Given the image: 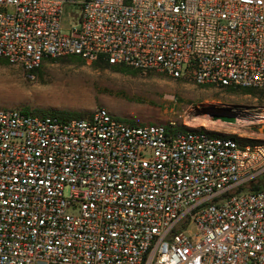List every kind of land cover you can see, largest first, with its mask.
<instances>
[{"label": "built area", "instance_id": "obj_1", "mask_svg": "<svg viewBox=\"0 0 264 264\" xmlns=\"http://www.w3.org/2000/svg\"><path fill=\"white\" fill-rule=\"evenodd\" d=\"M67 56L264 90V0H0L1 58L34 78ZM244 136L0 108V264H264Z\"/></svg>", "mask_w": 264, "mask_h": 264}, {"label": "rangeland", "instance_id": "obj_2", "mask_svg": "<svg viewBox=\"0 0 264 264\" xmlns=\"http://www.w3.org/2000/svg\"><path fill=\"white\" fill-rule=\"evenodd\" d=\"M70 11L77 12L76 7L64 10L61 19L64 34L79 25ZM12 107L39 113L63 112L66 117L84 116L96 107H105L128 123L173 122L179 129L202 127L221 135L233 130L226 124L212 126L219 119H214L213 113L262 115L264 90L227 91L215 85H199L192 79H174L158 71L123 72L69 57L43 60L34 78H30L20 65L2 60L0 108ZM244 125L236 132L250 140L264 138V124L256 120ZM64 193L68 194L67 188Z\"/></svg>", "mask_w": 264, "mask_h": 264}, {"label": "trees", "instance_id": "obj_3", "mask_svg": "<svg viewBox=\"0 0 264 264\" xmlns=\"http://www.w3.org/2000/svg\"><path fill=\"white\" fill-rule=\"evenodd\" d=\"M69 57L71 60H77V61H81L83 62L84 60L79 57V56H67ZM64 58V57H62ZM5 61L7 62L6 59H3L0 57V61ZM93 64L99 68H109V69H112V70H118V71H132V72H139L138 69H135V68H132V67H129V66H126V65H122V64H110L106 59L100 57L98 58L97 60L93 61ZM37 71L34 70L33 73L35 74V72ZM225 88V90L227 91H242L244 93H255V88H250V87H223ZM25 109V108H24ZM25 110H28V109H25ZM40 113H45V114H54V115H58L61 119H69V118H73V117H66L65 115H63L64 113L63 112H56V111H43V112H40ZM74 117H80V116H74ZM243 141H246V142H255V140H250V139H244ZM249 189L252 190V191H257V190H262L264 189V175H262L256 182H251L249 184Z\"/></svg>", "mask_w": 264, "mask_h": 264}, {"label": "bare ground", "instance_id": "obj_4", "mask_svg": "<svg viewBox=\"0 0 264 264\" xmlns=\"http://www.w3.org/2000/svg\"><path fill=\"white\" fill-rule=\"evenodd\" d=\"M231 116L232 114H220V113H215L213 114V118L216 119V118H219L221 120H224V121H221V120H216L212 126H223V125H227V127H229L230 129H232L233 131H238V127L240 126H245L244 125V122H249V123H252L253 121H256L259 122V123H262L264 124V114L262 115H259V116H239L238 114H234L232 117L233 120H231ZM228 117V118H227ZM227 121H230V122H227ZM231 126V127H230ZM264 126V125H263Z\"/></svg>", "mask_w": 264, "mask_h": 264}, {"label": "water", "instance_id": "obj_5", "mask_svg": "<svg viewBox=\"0 0 264 264\" xmlns=\"http://www.w3.org/2000/svg\"><path fill=\"white\" fill-rule=\"evenodd\" d=\"M213 114H215V113H213ZM220 114H223V113H222V112H220ZM233 115H234V114H232V116H233ZM232 116H231V120H233V119H232V118H233ZM227 118H228V117H227Z\"/></svg>", "mask_w": 264, "mask_h": 264}]
</instances>
